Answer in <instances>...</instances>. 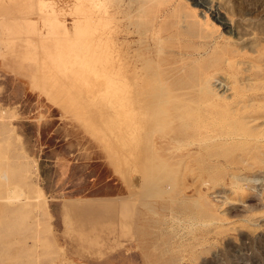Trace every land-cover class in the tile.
I'll return each mask as SVG.
<instances>
[{
  "label": "rangeland",
  "instance_id": "1",
  "mask_svg": "<svg viewBox=\"0 0 264 264\" xmlns=\"http://www.w3.org/2000/svg\"><path fill=\"white\" fill-rule=\"evenodd\" d=\"M263 121L264 0H0V264H264Z\"/></svg>",
  "mask_w": 264,
  "mask_h": 264
},
{
  "label": "bare ground",
  "instance_id": "2",
  "mask_svg": "<svg viewBox=\"0 0 264 264\" xmlns=\"http://www.w3.org/2000/svg\"><path fill=\"white\" fill-rule=\"evenodd\" d=\"M99 13V12H98ZM106 13V12H105ZM96 14V13H95ZM98 15H100V14H98ZM99 20V19H98ZM225 24V23H224ZM89 28V27H88ZM99 28H100V26H99ZM230 28V27H229ZM104 31V30H103ZM73 36V35H72ZM98 36V35H97ZM93 38V37H92ZM100 38V37H99ZM98 38V39H99ZM91 39V38H90ZM101 39V38H100ZM104 41V40H103ZM97 42H99V41H97ZM101 42H102V40H101ZM104 43V42H103ZM103 45V44H102ZM141 66V65H140ZM129 67V66H128ZM133 68V67H132ZM128 69V68H127ZM133 71V70H132ZM132 71H129L130 72V74H131V76H132V74L133 73H135L136 71H135V69H134V71H133V73H132ZM128 73V72H127ZM130 74H128V76L130 75ZM133 75H135V74H133ZM133 77V76H132ZM150 81V80H149ZM144 82V81H143ZM137 85V84H136ZM139 85V84H138ZM151 86V85H150ZM208 90V89H207ZM161 94V93H160ZM152 98V97H151ZM157 98V97H156ZM139 101V100H138ZM131 103V102H130ZM131 106V105H130ZM158 106V105H157ZM130 110H131V108H130ZM252 110V109H251ZM261 119V118H260ZM263 119V118H262ZM251 120V119H250ZM261 121V120H260ZM264 122V121H263ZM130 123V122H129ZM131 125H133V124H131ZM129 133V132H128ZM133 136V135H132ZM145 150V149H144Z\"/></svg>",
  "mask_w": 264,
  "mask_h": 264
}]
</instances>
